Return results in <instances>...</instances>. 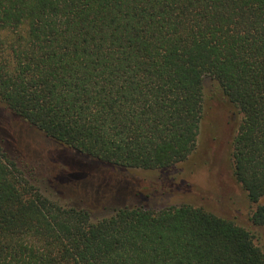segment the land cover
Masks as SVG:
<instances>
[{"label":"trees","instance_id":"1","mask_svg":"<svg viewBox=\"0 0 264 264\" xmlns=\"http://www.w3.org/2000/svg\"><path fill=\"white\" fill-rule=\"evenodd\" d=\"M0 108V264H264L249 229L153 204L229 133L264 228V0H0Z\"/></svg>","mask_w":264,"mask_h":264},{"label":"rangeland","instance_id":"2","mask_svg":"<svg viewBox=\"0 0 264 264\" xmlns=\"http://www.w3.org/2000/svg\"><path fill=\"white\" fill-rule=\"evenodd\" d=\"M209 84V80L206 79L204 85L207 89ZM0 119L3 120V124L10 126L11 119L1 108ZM16 128L10 130V135H17ZM29 134V141L26 139L25 143L31 144V142L35 141V145L43 144L42 140L35 133ZM229 135V133L220 134V137L215 142V146L210 148L211 150L208 154H206L208 151L205 154L201 151L202 157L200 158L199 156V158L202 163H199L198 167L196 164L194 171L192 170L193 166L189 165L187 167L172 168L165 173L166 177H177L179 182H188L190 184L189 188L193 190L192 195L177 194L176 196L155 200L153 204L165 206L174 205L179 202H188L197 206H203L217 216L230 219L236 224L249 229L254 234L255 244L264 251V228H253L248 221V217L255 206L247 201L244 193L233 183L230 175L231 172L228 167V158L226 155V145ZM209 142H211L210 138H207L204 133L201 137L202 146L209 144ZM147 174L149 173H140L137 176L139 179L143 178L148 182L157 181L156 174ZM176 187V185L173 186L174 189ZM181 188L182 186L180 188L177 187L178 190Z\"/></svg>","mask_w":264,"mask_h":264}]
</instances>
